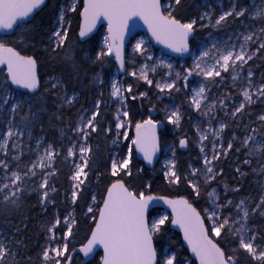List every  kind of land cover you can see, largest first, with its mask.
Masks as SVG:
<instances>
[{"label":"snow or ice","instance_id":"obj_1","mask_svg":"<svg viewBox=\"0 0 264 264\" xmlns=\"http://www.w3.org/2000/svg\"><path fill=\"white\" fill-rule=\"evenodd\" d=\"M49 7L52 21L45 26L36 15ZM197 7L205 10L187 17L184 0H0V264H72L70 238L81 222L88 225L85 242L71 252L89 257L100 248L99 264H193L171 244L158 247L170 226L182 232L181 247L198 264H264V223L255 222L264 221V179L257 180L258 198L239 196L250 174L264 177V113L258 127L251 119L244 123L247 109L264 102V72L257 81L249 65L264 62V0H219L218 14L210 0ZM138 21L157 44L191 63L177 67L157 59L143 37L127 52L126 37ZM104 22L106 32L96 44L97 24ZM113 63L116 73L106 78L104 69ZM85 78L86 89H97L88 107L77 87ZM228 80L235 94H213ZM141 81L156 89L158 101L170 100L161 109L163 120L153 118L155 105L147 118L135 119L130 101L148 98L138 91ZM182 92L185 100L177 105ZM78 104L76 118H66ZM185 104L196 114L195 120L188 116L194 132L163 140L165 123L182 131ZM45 117L58 141L47 136ZM191 144L199 153L181 169L178 149ZM233 153L234 187L220 166ZM158 154H166L164 180L183 186L184 194L157 195L153 182L141 179ZM58 162L69 168L63 203L71 210L63 213ZM33 193L51 217L40 224L44 242L35 255L26 243L29 216L22 212ZM159 202L170 211L159 213Z\"/></svg>","mask_w":264,"mask_h":264},{"label":"trees","instance_id":"obj_2","mask_svg":"<svg viewBox=\"0 0 264 264\" xmlns=\"http://www.w3.org/2000/svg\"><path fill=\"white\" fill-rule=\"evenodd\" d=\"M185 2V7H186V12L185 16L187 17H192V16H198V14L205 9L202 7H197V5H200L203 3V0H184ZM210 2L213 4L214 7L217 9V14L219 13V8L217 5L219 4V0H210ZM256 2H259V0H256ZM225 5H227V0H224ZM36 20L37 21H43L45 26L51 23L52 21V9L51 7L44 9V11L39 12L36 15ZM239 27V22L236 24H233L232 28H238ZM232 29H229L231 31ZM242 30V29H241ZM106 29L102 27L99 30V33L95 35V42L96 44H100L102 42L103 35L105 34ZM207 35V31H201L197 33V37H204ZM134 41V40H133ZM128 46L127 52H130V47L132 46V43ZM156 51V50H155ZM179 63L181 61H178ZM191 59L188 57L187 60H185L184 64H190ZM249 65H252L254 68V71L256 73V80L259 81L260 78V73L264 72V62L261 60H256L255 64H253L252 61L249 62ZM179 67V64L178 66ZM116 68L117 65L113 63L112 65L106 67L104 69V74L106 78L112 77L116 73ZM96 71H99V68L95 69ZM131 70V69H130ZM46 71L45 69H41V72ZM126 78V77H125ZM122 78V79H125ZM2 79V77H0ZM128 82L136 83L133 79L130 77L126 78ZM195 84V81H193ZM88 84V78H85L84 81L79 84L77 87L79 90L83 92V96L81 98V104H83L85 107L90 106L91 99L97 94V89L88 87L87 89L85 88V85ZM103 91L105 92V98L107 99V92L108 89L104 88ZM138 91H147L148 92V98H145L141 100L139 97L135 101H130V108L131 110L136 113L135 119H141V118H147L149 115V109L155 105L157 112L151 113L153 115L154 119H161L163 120L164 118V112L161 111L163 109L164 105H167L170 103V100L165 97L162 101L157 100V94H156V89L154 87L149 88L145 83L138 82ZM213 94H220L224 91H231L234 94L236 93V89L231 86V81L228 80L226 83L221 85L220 87H214L213 88ZM185 100V94L182 92L179 95L175 97V103L177 105L182 104V102ZM80 107L78 104L75 108L71 109L70 111L66 112V118L70 116L73 120L76 118V112L77 109ZM113 108L115 105L112 106ZM112 109H109V112H111ZM182 111L185 112V119L182 122L183 128L182 131H177L175 130L171 125L164 124V129L160 132L161 137L165 141H173L178 139L180 135L183 134V132H188L189 135L191 136L192 133L194 132V129L192 128L191 121L188 119V116L190 115L192 117V120L196 119V114L191 112L186 104L183 106ZM247 113H250L251 115L249 116ZM247 113L244 116V123H248L249 120L253 121V127H258L259 122L257 121V116L260 115L261 113H264V102L257 101L255 104L251 105L247 109ZM142 114V115H141ZM45 119V126L47 128V136L50 139H57L58 141V131L56 127H49L47 123V117ZM237 133L239 135H243V130L237 129ZM35 134L40 135L39 128L35 129ZM226 138H228L226 136ZM95 138L93 140V144H95ZM100 149L102 153L107 152V146L106 142L101 140L100 141ZM199 149L195 144H191L189 149L187 151L185 150H179L178 149V167L181 169H186L187 165L190 160H194L195 157L198 155ZM164 155L165 154H160L159 155V160L156 163L154 169H148L146 166V174L141 178L143 181H149L151 180L153 182V191L157 195H170V196H175L177 194H184L183 186L180 188H175L174 186H169L166 181L164 180L162 176V168L164 165ZM134 158L138 162L140 166H145V162L142 161L140 158L137 157V154L134 153ZM244 157L241 155L240 160L242 161ZM236 161H237V156L236 154H229L227 159L222 160L220 166H222L225 170V176L223 177L224 180H226L230 186H235L236 185V180L234 179L235 177V172L234 168L236 167ZM58 166L60 167L61 171L56 179L57 187L60 189L59 195L57 196V199L61 201L62 203L60 204V211L63 213L66 210L70 211L71 210V205L63 203L64 201V192L65 189L69 187V180H68V172L69 168L68 166L64 164H59ZM245 171H248L251 173V169L249 168H244ZM264 179V177H255L253 175H249L245 180H243L242 183V188L241 192L239 193V196H248L251 195L253 197L258 198L261 192V189L257 183V180ZM235 198V197H234ZM25 208L22 209V212L27 213L29 216V228L27 230V240L26 243L29 245V248L31 249V253L35 255V252L37 251L38 248V243L42 244L43 241V234L40 229V224L48 219H50V215L44 214L37 203V195L33 193L30 197L25 198ZM83 205L81 204V208H77V215L79 216L81 210H82ZM158 210V209H157ZM159 213H161V210H158ZM156 213L154 212V215ZM14 222H19V217H14L13 218ZM256 223H264V221L257 220L255 221ZM88 225L81 222L79 225V229L75 235V239L70 238V243H69V254H71V249L73 247L78 248L82 242H85V236H86V231H87ZM183 243L181 235L177 232H173L170 228V231L167 232L162 239H159L157 241L158 247H167L169 244L173 246V249H179L181 252V257H191V254L189 253L188 249L184 247H181V244ZM101 252L98 253L95 258L90 261L88 264H99ZM242 261L245 260V257L242 255L241 256ZM193 260V259H192ZM82 261L81 256H76L74 259L73 264H79ZM193 264L195 261L193 260Z\"/></svg>","mask_w":264,"mask_h":264},{"label":"water","instance_id":"obj_3","mask_svg":"<svg viewBox=\"0 0 264 264\" xmlns=\"http://www.w3.org/2000/svg\"><path fill=\"white\" fill-rule=\"evenodd\" d=\"M38 13H39V12H38ZM102 27L106 28V22H104V23H98V24H97V29H96V31H95V35H97V34L99 33V30H100ZM144 34L147 36V39H149V41H150V43H151V45H152V47H153L154 49H159V50H161L166 56H169V57H171L172 59H175V60L180 59L176 54L172 53L169 49L164 48L162 45L157 44L154 40H152L151 37H150V34L147 33L146 26L143 25V22H142V21H138V26L132 30L131 35H130L129 37H126V51H127V49H128V46L131 44V42L134 40V38H135L136 36H138V35H144ZM187 58H188V57H186V58L183 59V60H187ZM122 77H123V76H122ZM163 129H164V125L162 126L160 132H161ZM137 157L140 158V159L143 161L142 156H140L139 154H137ZM159 158H160V157H159V154H158V159H157L156 161H154V164H153V165L147 166V168H148V169H150V168H151V169H154V167H155L156 163L158 162ZM145 164H146V162H145ZM154 207H155L156 209H158V210H161V211H165V210L170 211V209L167 208V205H164L163 202H159V203L155 204ZM170 228H171V230H172L173 232H177V233H179V234L181 235V238H182V241H183V234H182V232H181L176 226H170ZM185 248H187L186 245H185ZM77 249H79V246H78ZM188 251H189V253L191 254L190 250H188ZM100 252H101V255H102V254H103L102 249L98 248V249H97V250H96L91 256H89V257H84L83 254L80 253V252H78V251L75 252V253H71L70 255H72V257H73L72 264H73V262H74L75 257H76V256H79V255H80L81 258H82V261H81L79 264H88V263H90V261H92V260L95 258V256H96L98 253H100ZM191 257H192V254H191ZM192 259L195 261L194 257H192ZM195 263L198 264V261H195Z\"/></svg>","mask_w":264,"mask_h":264},{"label":"rangeland","instance_id":"obj_4","mask_svg":"<svg viewBox=\"0 0 264 264\" xmlns=\"http://www.w3.org/2000/svg\"><path fill=\"white\" fill-rule=\"evenodd\" d=\"M141 37H143V38H145L147 41H148V43L150 44V46H151V51H152V53L154 54V56L157 58V59H159V58H161V57H163L165 60H171V62L172 63H174L175 65H177L178 66V64L180 65V64H184V62H185V60H181V59H178V60H175V59H172L171 57H169V56H166L161 50H159V49H156V51H155V49H153V47H152V45H151V43H150V41H149V39H147V36L144 34V35H138V36H136L135 38H134V41H133V43H132V45L136 42V40L137 39H140ZM130 51H131V47H130V49H129ZM190 58V57H189ZM191 59V58H190ZM178 61H181L180 63L178 62ZM122 78H125V77H121V79ZM157 78H159V77H157ZM131 79H133V78H131ZM142 82V81H141ZM142 83H144V82H142ZM164 163H165V159H166V154L164 155ZM164 211H162L161 212V214L163 213Z\"/></svg>","mask_w":264,"mask_h":264}]
</instances>
